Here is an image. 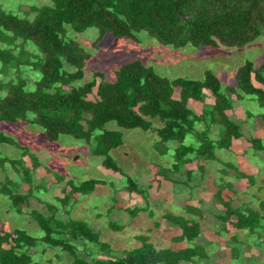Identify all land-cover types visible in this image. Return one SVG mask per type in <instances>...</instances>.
Returning <instances> with one entry per match:
<instances>
[{"label": "trees", "instance_id": "trees-1", "mask_svg": "<svg viewBox=\"0 0 264 264\" xmlns=\"http://www.w3.org/2000/svg\"><path fill=\"white\" fill-rule=\"evenodd\" d=\"M48 4L28 5L17 15L0 8V121L17 120L34 123L42 130L47 141L59 135H69L83 140L92 155L101 156V166L123 175L109 156V150L121 144V132L105 129L104 124L114 121L122 129L139 128L150 130L156 135L152 147L160 155L169 149L168 143L175 142L173 162L169 168H161L163 179L176 182L164 172L180 173L190 158L187 155L213 159L214 149H227L232 138H243L252 149L264 151L260 138L244 136L239 124L229 117L234 101L244 96L254 100L262 109L257 118L264 127V60L257 66L244 62L234 73V84L222 86L209 70L202 78H167L156 74L151 66L138 59L127 61L114 70L109 81L101 72H90V78L80 82L84 76V65L89 53L73 39L68 38V26L80 33L88 27L96 29L91 42L96 43L106 34L117 38H134L144 32L163 45L173 48L189 44L194 47H242L257 37H264V0H48ZM32 14L30 18L27 16ZM28 43L34 50L28 48ZM66 66L72 67L68 70ZM36 71L38 76L31 80L23 72ZM251 78L256 86L251 83ZM80 83H74V82ZM211 102L203 103L204 93ZM2 93V94H1ZM90 95V98H87ZM233 96V98H231ZM200 101L204 109L198 114L188 106V101ZM249 115V114H248ZM157 121L158 126L153 122ZM202 125L196 128V124ZM217 127L215 138L209 137L210 126ZM186 136L192 141L185 144ZM0 143L19 148L20 157L27 155L30 166L15 167L19 159L0 155V168L10 163L14 171L20 172L21 184L27 186L23 194L17 193L6 183H0V193L10 207L20 211L19 205L26 203L32 191L30 174L37 167V160L24 146H19L9 136L0 132ZM231 167V164H227ZM198 163L197 168H201ZM236 177L246 175L233 168ZM30 173V174H29ZM191 175L192 170H186ZM64 181L61 197L56 198L66 211L75 195L90 193L103 185V180L87 179L74 184L71 179L56 175ZM124 188L127 192L142 195L144 189L129 175H125ZM223 186L214 193L221 205L220 214H214L219 226L216 233L228 231V227L246 231L245 236L254 235L264 240V215L248 207L231 206L220 197ZM142 199L143 196H141ZM138 207L129 211L136 213ZM192 216L201 217L198 207H192ZM47 213L30 210L32 219L41 230L39 237L23 229L0 230V264H34L30 248L43 244L71 256L67 264H208L205 243L195 242L202 233L198 219L190 216L163 213L166 221L179 229L171 237L173 242L185 241L191 245L181 248H156L144 235L138 236L140 245L125 250L121 256L112 255L108 244L98 240L97 232L83 220H62L55 216L56 206L45 204ZM108 226L121 229L108 221ZM76 239L91 242L98 250L108 254L106 258L79 257L75 253ZM230 257L238 256L235 235L229 238ZM5 244L6 247L2 245Z\"/></svg>", "mask_w": 264, "mask_h": 264}, {"label": "rangeland", "instance_id": "rangeland-1", "mask_svg": "<svg viewBox=\"0 0 264 264\" xmlns=\"http://www.w3.org/2000/svg\"><path fill=\"white\" fill-rule=\"evenodd\" d=\"M48 3V0H0V8L21 15L28 5ZM31 16L32 14H29L27 17ZM65 27L68 38L78 42L89 53V58L84 65V76L80 82L90 78V72H101L105 79L111 81L114 78L115 69L127 61L138 59L145 65L151 66L156 74L167 78L200 79L202 72L209 70L224 86L234 84V73L244 60L251 61L254 66L264 60L263 36L257 37L242 47H194L186 44L183 47L173 48L160 44L141 31L136 33L133 39L117 38L106 34L95 47H92L91 42L96 36L95 28L88 27L77 33L68 26ZM28 48L34 50L31 43H28ZM66 68L73 70L69 66ZM23 74L29 77L31 88V80L36 78L38 73L26 70ZM87 97L90 98V95ZM209 101L204 95L203 103L207 104ZM235 102L238 103L229 113V117L239 124L244 136L260 138L264 146V127L257 117L254 118L262 109L254 100L246 96ZM203 103L189 100L188 106L198 114L204 109ZM248 111L254 113L250 118L245 113ZM154 124L159 123L154 121ZM201 127V124H196V128ZM104 128L121 132V144L109 150L108 154L123 175L101 166L102 157L90 154L83 140L61 134L56 140L47 141L42 136L41 128L34 123L22 120L0 121V132L9 136L19 146H24L38 162L35 170L29 173L31 184L35 186L32 187L27 202L19 205L20 211L10 207L8 199L0 193V230L23 229L31 236L39 237L42 233L32 219L30 210L47 213L45 204H53L56 206L55 216L62 220L85 221L93 231L97 232L98 240L108 244L112 255L121 256L125 250L139 245V235L146 236L147 241L149 240L156 248L175 247L171 237L178 230L163 220L161 215L163 213L185 214L182 206L186 202L194 204V207L197 206L201 210L200 214L203 218L200 228L203 234L194 241L200 240L202 244L209 241V244L205 246L209 256L208 264H264L262 238H256L254 235L245 236L246 231L230 227L227 228L228 231L218 234L215 230L219 222L214 216L216 213L220 214L222 208L214 196L220 179H234L233 171L228 166V168L224 167L223 162L233 163L238 170L248 175H255V183L251 185L246 182L245 177L239 179L235 177L238 181L241 179V182L235 184L229 192L223 191L222 199L226 201V198H229L228 201L233 207L248 206L264 214V151L252 149L243 139H235L227 149H214L213 159L189 154L187 157L190 160L183 165V169L192 170L188 181L192 184L185 186L181 183L186 181L182 173L164 172L170 178L176 179V183L163 179L158 174L161 168H169L173 162L172 152L175 142L168 143L169 149L160 155L153 149L155 147H152L157 139L153 131H142L139 128L122 129L117 127L114 121L106 122ZM216 135L217 127L210 126L209 137L215 138ZM191 141L190 136H186L183 140L185 144ZM19 151V148L12 144L0 143V155L14 159L20 158L16 168L29 167L30 160L26 155L20 157ZM198 163L202 165L200 169L197 168ZM56 175L71 179L74 184L87 179H99L104 181V185L97 188V193L77 195L76 199L65 207L68 208L65 211L56 200L61 197L64 181L55 178ZM125 175H129L139 187L144 189L141 195L144 199L134 192H127L124 188ZM19 176L20 172L14 171L10 163H5L0 168V183L6 178L13 184L11 186L7 182L8 186L14 188L17 193L23 194L27 186L21 184L18 188L16 187L21 181ZM196 182L198 185L195 186ZM260 201L262 206L259 204ZM130 206H137L142 210L139 209L133 218L129 212L123 210L124 207L130 208ZM108 221L122 225V228H110ZM231 235L241 240L235 243L236 248L239 249L238 256L232 258L229 251L230 246L233 245L229 239ZM191 243L189 242L188 245ZM73 244L75 253L79 257L106 256L91 242L76 239ZM2 246L6 247L5 244ZM178 246L182 244L179 243ZM29 250L34 264H67L71 261L69 254L43 244H37ZM204 262L200 260L199 264Z\"/></svg>", "mask_w": 264, "mask_h": 264}, {"label": "crops", "instance_id": "crops-1", "mask_svg": "<svg viewBox=\"0 0 264 264\" xmlns=\"http://www.w3.org/2000/svg\"><path fill=\"white\" fill-rule=\"evenodd\" d=\"M251 83H252V85L253 86H256V82L251 78ZM204 94H205V97H207L209 100H210V98H209V96L206 94V92L204 91L203 92ZM88 98V97H87ZM240 100H242V98L240 99ZM240 100H238V101H240ZM192 101V100H191ZM198 102V101H197ZM211 102V100L209 101V103ZM208 103V104H209ZM236 103H238V102H235V103H233V105H232V110H231V112L233 111V109H234V107H235V105H236ZM231 112H229V113H231ZM246 114H249L248 115V118H250L251 117V114L252 115H254V113H251V112H245ZM260 113V112H259ZM256 117L257 116H255L254 118L256 119ZM258 119V118H257ZM259 120V119H258ZM153 124H154V122H153ZM154 125H156V124H154ZM159 125V124H158ZM158 125H156V126H158ZM242 132V131H241ZM242 134H243V132H242ZM244 135V134H243ZM241 139H243V138H236V140H241ZM235 140V138H232L231 140H230V145H229V147L231 146V144L233 143V141ZM244 140V139H243ZM245 141V140H244ZM228 147V148H229ZM221 149V148H220ZM27 156V155H26ZM28 157V156H27ZM29 159V158H28ZM226 163L227 164H231V167L229 166V165H226ZM37 164H38V162H37ZM223 166L224 167H230L231 168V170L233 171V168L235 167L234 165H233V163H230V162H223ZM227 167V168H228ZM236 168V167H235ZM237 169V168H236ZM238 170V169H237ZM183 171V172H182ZM186 170H184V169H182L181 170V172L180 173H182L184 176H185V182H181L183 185H185V186H189L190 184H192V183H188V181L190 180V176L191 175H186L184 172H185ZM239 172H242V173H244V174H246L245 172H243V171H241V170H238ZM232 174H234V171H233V173ZM246 175H248V174H246ZM250 175H252V182H248V181H246V182H248L249 184H253V183H255V181H254V179H255V175H253V174H250ZM59 176H61V175H59ZM233 177H234V179H231V180H228V179H226V180H221L220 179V182H219V186L218 187H221V186H223L222 187V189H221V191H220V197L222 198V196H221V193L223 192V191H227V192H229V190H231V189H233V186L236 184H239V181L241 180H237L236 178H240V177H236L235 176V174L233 175ZM236 177V178H235ZM64 179H66L65 177H64ZM246 180V179H245ZM177 182V181H176ZM176 182H173V183H176ZM241 182V181H240ZM104 185V184H103ZM103 185H99V186H97V187H95L90 193H97L96 191H98V187H100L101 188V186H103ZM195 186L196 185H198V183L196 182L195 184H194ZM194 185H192V186H194ZM242 185V184H241ZM250 185V186H251ZM191 186V185H190ZM234 192L236 191V190H233ZM106 193V192H105ZM135 193V192H134ZM89 194V193H88ZM104 194V193H103ZM135 194H137V193H135ZM137 195H139V194H137ZM77 195H75V196H73V200L74 199H76L75 197H76ZM72 200V201H73ZM226 200H229V198H226ZM263 201V200H262ZM262 201H260L259 202V204L261 205V203H262ZM259 205V206H260ZM262 206V205H261ZM119 207H121L120 205H119ZM132 207H137V206H130V208L129 207H124V209L123 210H125L127 213L130 211V209L132 208ZM184 209H185V211H184V213L185 214H180L179 216H183L184 218H188V217H190V216H192L191 214H193V212H194V210L192 209V207H194V204H190V203H184V205L182 206ZM197 207V206H196ZM244 207H248V206H244ZM248 208H250V207H248ZM263 208V207H262ZM120 209V208H119ZM200 209V208H199ZM252 209V208H251ZM142 210V209H141ZM253 210H257V209H253ZM201 211V210H200ZM137 212H139V211H137ZM136 212V213H137ZM136 213H133V211H131L130 212V215H132L133 216V218L135 217V214ZM150 214V213H149ZM262 215H264V214H262ZM136 216H138V215H136ZM192 217H194L195 219H198V221H199V223L201 224V220H202V216L201 217H198V215L197 216H192ZM163 220H165V219H163ZM167 223H169L168 221H166ZM155 223H157V222H155ZM154 224V223H153ZM170 225H172L171 223H169ZM155 225V224H154ZM172 226H174V225H172ZM177 230H178V232L176 233H174L173 235H172V237L173 236H175V235H178L179 234V229L176 227V226H174ZM200 227H201V225H200ZM203 231V230H202ZM201 234H203V233H201ZM140 236V235H139ZM201 236V235H200ZM198 241V240H197ZM200 241V240H199ZM148 242H150L149 240H148ZM179 243H181L182 244V246H178V244ZM202 243V242H201ZM172 244H175V247H171V248H174V249H176V248H181V247H183V246H185V245H187L188 243H185V241H180V242H173L172 241ZM139 245H140V242H139ZM138 245V246H139ZM138 246H136V247H138ZM170 247V246H169ZM135 248V247H134ZM106 252V251H105ZM104 252V254H106V256H102L101 258H106L107 256H108V254L107 253H105Z\"/></svg>", "mask_w": 264, "mask_h": 264}]
</instances>
